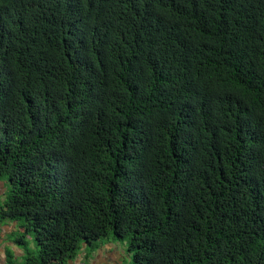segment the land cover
Instances as JSON below:
<instances>
[{"label":"trees","instance_id":"1","mask_svg":"<svg viewBox=\"0 0 264 264\" xmlns=\"http://www.w3.org/2000/svg\"><path fill=\"white\" fill-rule=\"evenodd\" d=\"M0 186L24 264H264V0H0Z\"/></svg>","mask_w":264,"mask_h":264},{"label":"rangeland","instance_id":"2","mask_svg":"<svg viewBox=\"0 0 264 264\" xmlns=\"http://www.w3.org/2000/svg\"><path fill=\"white\" fill-rule=\"evenodd\" d=\"M6 200V188L0 186V205ZM11 224L7 221L2 224ZM12 228L14 224H11ZM11 229V228H9ZM17 229V227H16ZM14 229L11 233L3 235L4 232L0 229V238H6L17 243L19 233ZM27 241L30 250L36 256L38 255V246L35 239V235L31 234L27 236ZM22 250L23 255L20 256L17 252H13L17 264H24L26 261L24 249L18 245ZM102 262H101V261ZM134 263V252L130 249L128 240L120 241L111 236L109 238L101 239L96 242L94 248H86L83 246L82 250L78 252L77 258L68 262L67 264H132Z\"/></svg>","mask_w":264,"mask_h":264},{"label":"crops","instance_id":"3","mask_svg":"<svg viewBox=\"0 0 264 264\" xmlns=\"http://www.w3.org/2000/svg\"><path fill=\"white\" fill-rule=\"evenodd\" d=\"M11 224H14V227L10 226ZM11 224H0V229L4 232L3 235H6L8 233H11L16 229V223L11 222ZM11 228V229H9ZM11 250L12 252H17L20 256L23 255L22 250L18 247V244L12 240L6 239V238H0V264H6L7 263V255L8 250ZM101 261V260H100ZM102 262V261H101Z\"/></svg>","mask_w":264,"mask_h":264}]
</instances>
